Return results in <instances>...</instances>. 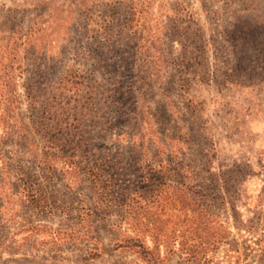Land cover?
<instances>
[{"label": "rangeland", "instance_id": "rangeland-1", "mask_svg": "<svg viewBox=\"0 0 264 264\" xmlns=\"http://www.w3.org/2000/svg\"><path fill=\"white\" fill-rule=\"evenodd\" d=\"M0 263L264 264V0H0Z\"/></svg>", "mask_w": 264, "mask_h": 264}, {"label": "trees", "instance_id": "trees-1", "mask_svg": "<svg viewBox=\"0 0 264 264\" xmlns=\"http://www.w3.org/2000/svg\"><path fill=\"white\" fill-rule=\"evenodd\" d=\"M0 264H8V263H0Z\"/></svg>", "mask_w": 264, "mask_h": 264}]
</instances>
